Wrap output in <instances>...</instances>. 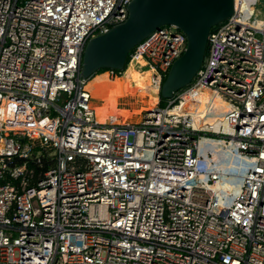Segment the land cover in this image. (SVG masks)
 <instances>
[{
    "label": "built area",
    "instance_id": "obj_1",
    "mask_svg": "<svg viewBox=\"0 0 264 264\" xmlns=\"http://www.w3.org/2000/svg\"><path fill=\"white\" fill-rule=\"evenodd\" d=\"M130 1L0 0V264H264L259 0H233L195 77L162 107L185 37L154 30L131 59L150 70L157 103L104 123L83 49ZM34 147L50 158L32 164Z\"/></svg>",
    "mask_w": 264,
    "mask_h": 264
},
{
    "label": "water",
    "instance_id": "obj_2",
    "mask_svg": "<svg viewBox=\"0 0 264 264\" xmlns=\"http://www.w3.org/2000/svg\"><path fill=\"white\" fill-rule=\"evenodd\" d=\"M127 18L90 38L83 49L81 76L102 68L123 70L132 49L154 30L175 25L185 37L182 54L171 64L159 90L170 99L186 87L202 65L211 29L233 12V0H131Z\"/></svg>",
    "mask_w": 264,
    "mask_h": 264
},
{
    "label": "bare ground",
    "instance_id": "obj_3",
    "mask_svg": "<svg viewBox=\"0 0 264 264\" xmlns=\"http://www.w3.org/2000/svg\"><path fill=\"white\" fill-rule=\"evenodd\" d=\"M150 70L138 58L131 59L121 77H107L106 73L95 75L85 88L90 92V106L94 110L95 118L104 123L135 122L142 111L151 109L157 103L156 89L150 84ZM121 98L133 101V110L119 109ZM203 99V98H202ZM193 103L188 105L193 110ZM203 103L199 104V109ZM124 115L123 119L120 116ZM224 186L218 182L216 189Z\"/></svg>",
    "mask_w": 264,
    "mask_h": 264
},
{
    "label": "trees",
    "instance_id": "obj_4",
    "mask_svg": "<svg viewBox=\"0 0 264 264\" xmlns=\"http://www.w3.org/2000/svg\"><path fill=\"white\" fill-rule=\"evenodd\" d=\"M132 52H133V51H131V52L129 53L128 57H127L126 64H125V68H126V65L129 63V61L131 60V54H132ZM125 68H124V69H125ZM124 69L121 70V71H119V70H114L116 76H120L121 73L124 71ZM108 70H110V69H108V68H102V69H99V70L96 71L91 77H89L87 80L89 81V80L92 79L95 75H97V74H101V73H103V72H105V71H108ZM159 99H160V100H159V106H161V107H162V106H165L166 103H167V99H163L162 97H160ZM48 153H50V150H47V149H45V148L34 147V148L32 149V151H31V154H32V156L30 157L31 163H32V164L37 163V162H36V159H39L41 162H44L46 158H50ZM46 168H47L46 166H43V170L46 169Z\"/></svg>",
    "mask_w": 264,
    "mask_h": 264
},
{
    "label": "rangeland",
    "instance_id": "obj_5",
    "mask_svg": "<svg viewBox=\"0 0 264 264\" xmlns=\"http://www.w3.org/2000/svg\"><path fill=\"white\" fill-rule=\"evenodd\" d=\"M258 7H259V9L262 11V14L260 15L261 17H264V0H259V4H258ZM130 62V61H129ZM126 67H127V65H126ZM147 68V67H146ZM126 69V68H125ZM124 69V70H125ZM124 72V71H123ZM123 72L121 73V75L120 76H118V77H121L122 76V74H123ZM106 73V75H107V77H109L108 76V72H105ZM115 77H117V76H115ZM110 78V77H109ZM133 101L134 100H132V99H129V98H121V99H119V102H118V108L119 109H127L128 111L130 110H133L132 108L134 107L133 106ZM145 111V110H144ZM144 111H142L141 112V114H140V116H139V119H140V117H141V115L143 114V112ZM123 117H124V115H121L120 116V119H123ZM138 119V120H139ZM137 120V121H138ZM134 122V121H133ZM136 122V121H135ZM123 123V122H122Z\"/></svg>",
    "mask_w": 264,
    "mask_h": 264
},
{
    "label": "flooded vegetation",
    "instance_id": "obj_6",
    "mask_svg": "<svg viewBox=\"0 0 264 264\" xmlns=\"http://www.w3.org/2000/svg\"><path fill=\"white\" fill-rule=\"evenodd\" d=\"M105 72H107V71H105Z\"/></svg>",
    "mask_w": 264,
    "mask_h": 264
}]
</instances>
